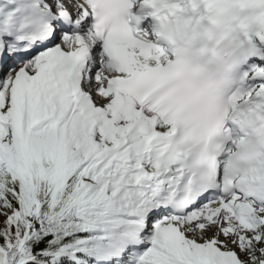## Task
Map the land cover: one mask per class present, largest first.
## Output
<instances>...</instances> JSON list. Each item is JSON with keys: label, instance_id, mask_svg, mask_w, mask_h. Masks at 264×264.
I'll use <instances>...</instances> for the list:
<instances>
[{"label": "snow or ice", "instance_id": "6c2138e0", "mask_svg": "<svg viewBox=\"0 0 264 264\" xmlns=\"http://www.w3.org/2000/svg\"><path fill=\"white\" fill-rule=\"evenodd\" d=\"M0 264H264V0H0Z\"/></svg>", "mask_w": 264, "mask_h": 264}]
</instances>
